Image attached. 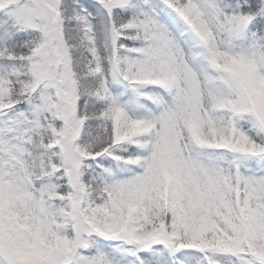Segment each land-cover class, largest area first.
I'll list each match as a JSON object with an SVG mask.
<instances>
[{
  "label": "snow or ice",
  "instance_id": "snow-or-ice-1",
  "mask_svg": "<svg viewBox=\"0 0 264 264\" xmlns=\"http://www.w3.org/2000/svg\"><path fill=\"white\" fill-rule=\"evenodd\" d=\"M0 264H264V0H0Z\"/></svg>",
  "mask_w": 264,
  "mask_h": 264
}]
</instances>
